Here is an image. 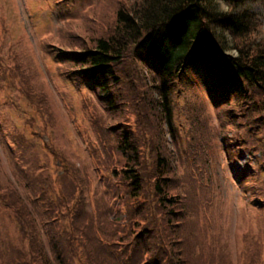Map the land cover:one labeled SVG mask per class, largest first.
Returning <instances> with one entry per match:
<instances>
[{
    "label": "rangeland",
    "instance_id": "374dc122",
    "mask_svg": "<svg viewBox=\"0 0 264 264\" xmlns=\"http://www.w3.org/2000/svg\"><path fill=\"white\" fill-rule=\"evenodd\" d=\"M131 3L0 0L2 193L14 188L24 197V192L42 189L47 179L53 200L74 194L72 203L77 201L81 209L73 217L78 225L96 211L101 222L115 217L120 232L133 226L138 232L149 231L144 239L150 247L172 254L181 249L187 264H264V130L251 133L252 150L243 149L238 121L226 117L228 106L218 103L208 81L192 69L187 79L168 85L171 124L166 125L155 108L159 79L143 64L121 66L116 103L108 110L95 90L72 82L54 60L51 44L82 45L76 41L110 35L116 10ZM251 11L261 20L257 41L263 42L264 0L252 1ZM229 54L237 55L233 50ZM224 120L232 124L223 125ZM119 121L128 124L140 149L141 199L151 204L135 211L138 215L130 224L124 215H134L133 202L127 200L126 211L116 200L123 186L111 171L121 158L118 138L108 128ZM163 162L171 169L167 195L182 200L178 207L184 216L177 225L178 215H167L155 203L153 186L162 181L155 174ZM1 205L0 237L14 238L10 212ZM70 215L63 211L60 224L71 223ZM151 219L153 225L147 222ZM157 231L162 243L151 239ZM177 240L179 244H171ZM83 262L80 251L74 264Z\"/></svg>",
    "mask_w": 264,
    "mask_h": 264
},
{
    "label": "trees",
    "instance_id": "16d2710c",
    "mask_svg": "<svg viewBox=\"0 0 264 264\" xmlns=\"http://www.w3.org/2000/svg\"><path fill=\"white\" fill-rule=\"evenodd\" d=\"M252 1L132 0L116 10L110 35L81 37L83 43L76 42L82 45L51 44L53 57L71 81L95 90L108 110L116 103L121 66L143 64L159 79L160 101L155 108L159 118L165 117L166 125L171 124L168 85L187 79L192 69L208 81L218 103L228 106L226 117L238 121L237 129L244 131L237 136L241 147L252 150L251 133L258 128L264 130V40L257 41L262 23L251 11ZM230 50L237 55H230ZM220 110L221 116L225 114ZM222 122L232 124L230 120ZM108 132L118 138L116 152L121 158L118 168L111 169L115 182L123 186L116 200L125 205L126 211L127 200L135 208L133 216L132 212L124 215L130 224L138 215L135 211L151 205L141 199V152L128 124L119 121ZM155 156L162 159L157 150ZM158 170L155 178L162 181L153 186L155 203L167 215H178L176 225L180 224L184 215L178 206L182 200L177 194L167 195L171 169L163 162ZM42 185L40 190L37 187V191L24 192V197L14 188L5 189L3 194L0 187L1 207L10 212L8 217L16 234L14 238L6 234L0 237V264H74L80 251L83 264H187L181 249L172 254L150 247L144 239L149 231L138 232L133 226L120 232L115 217L101 222L93 211L86 222L78 225L73 217L81 209L77 201L72 203L74 194H62L53 200L49 181L44 179ZM79 197L84 198L82 189ZM63 211L71 214V223L60 224ZM166 222L171 223L169 219ZM151 239L162 243L161 232H155Z\"/></svg>",
    "mask_w": 264,
    "mask_h": 264
}]
</instances>
